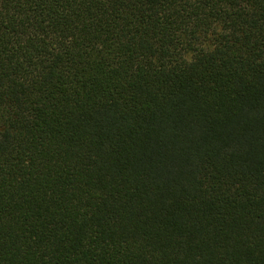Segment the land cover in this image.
Instances as JSON below:
<instances>
[{
	"label": "trees",
	"instance_id": "16d2710c",
	"mask_svg": "<svg viewBox=\"0 0 264 264\" xmlns=\"http://www.w3.org/2000/svg\"><path fill=\"white\" fill-rule=\"evenodd\" d=\"M0 264H264V0H0Z\"/></svg>",
	"mask_w": 264,
	"mask_h": 264
}]
</instances>
